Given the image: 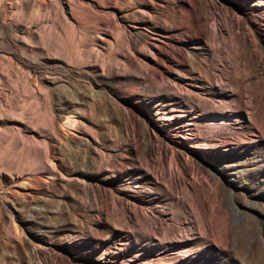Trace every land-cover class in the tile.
<instances>
[{
    "label": "rangeland",
    "instance_id": "1",
    "mask_svg": "<svg viewBox=\"0 0 264 264\" xmlns=\"http://www.w3.org/2000/svg\"><path fill=\"white\" fill-rule=\"evenodd\" d=\"M0 264H264V0H0Z\"/></svg>",
    "mask_w": 264,
    "mask_h": 264
}]
</instances>
